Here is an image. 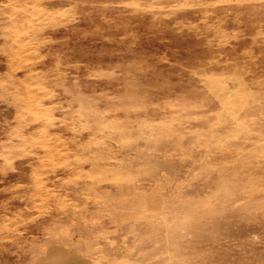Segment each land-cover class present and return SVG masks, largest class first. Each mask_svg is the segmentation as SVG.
I'll return each mask as SVG.
<instances>
[{"label": "rangeland", "instance_id": "374dc122", "mask_svg": "<svg viewBox=\"0 0 264 264\" xmlns=\"http://www.w3.org/2000/svg\"><path fill=\"white\" fill-rule=\"evenodd\" d=\"M0 264H264V0H0Z\"/></svg>", "mask_w": 264, "mask_h": 264}]
</instances>
